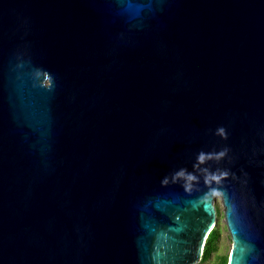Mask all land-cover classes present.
Masks as SVG:
<instances>
[{
  "label": "water",
  "instance_id": "1",
  "mask_svg": "<svg viewBox=\"0 0 264 264\" xmlns=\"http://www.w3.org/2000/svg\"><path fill=\"white\" fill-rule=\"evenodd\" d=\"M264 264V0H0V264Z\"/></svg>",
  "mask_w": 264,
  "mask_h": 264
},
{
  "label": "rangeland",
  "instance_id": "2",
  "mask_svg": "<svg viewBox=\"0 0 264 264\" xmlns=\"http://www.w3.org/2000/svg\"><path fill=\"white\" fill-rule=\"evenodd\" d=\"M215 209H216V225L215 228L219 231V238L217 240L216 251L212 254L210 260L206 262H199L197 264H213L218 256L226 255L227 262L229 260V256L232 250V240L230 235L226 229L224 215H223V206L221 203V199L219 196L215 197Z\"/></svg>",
  "mask_w": 264,
  "mask_h": 264
},
{
  "label": "trees",
  "instance_id": "3",
  "mask_svg": "<svg viewBox=\"0 0 264 264\" xmlns=\"http://www.w3.org/2000/svg\"><path fill=\"white\" fill-rule=\"evenodd\" d=\"M218 238H219V231L218 229L214 228L209 233L205 241L201 262H206L210 260L212 254L217 249L216 243H217ZM213 264H228L226 255L218 256L217 260Z\"/></svg>",
  "mask_w": 264,
  "mask_h": 264
}]
</instances>
